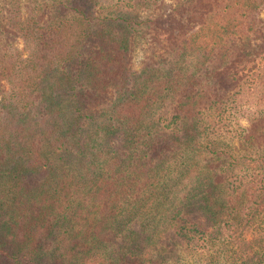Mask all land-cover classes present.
<instances>
[{"label": "trees", "instance_id": "trees-1", "mask_svg": "<svg viewBox=\"0 0 264 264\" xmlns=\"http://www.w3.org/2000/svg\"><path fill=\"white\" fill-rule=\"evenodd\" d=\"M170 1L0 11V264H264V0ZM122 10L165 57L134 69Z\"/></svg>", "mask_w": 264, "mask_h": 264}, {"label": "rangeland", "instance_id": "rangeland-1", "mask_svg": "<svg viewBox=\"0 0 264 264\" xmlns=\"http://www.w3.org/2000/svg\"><path fill=\"white\" fill-rule=\"evenodd\" d=\"M13 0H0V11L3 16H6L7 10L9 11L10 3ZM61 1V0H60ZM167 5L171 4L170 0H166ZM112 11L110 8L97 7L92 11V17L97 18L98 20H103L105 17L109 16V13ZM72 13V12H70ZM150 12L146 11H137V10H122L121 13L117 14V16H124L127 19H130L132 22H135V29L137 33L134 35V39H136L135 45L133 47L132 55V63L134 69L140 71L146 64L152 65L153 63L159 61L160 59H154L155 57L166 56L162 51L161 46L158 44V39L156 38L157 33H155L154 29L149 28V24H145L148 22L147 17H149ZM9 15V13H8ZM116 18V16H114ZM260 17L264 20V10L260 13ZM97 20L95 19L94 22ZM155 39V40H154ZM262 40V39H261ZM258 39V42L261 41ZM242 42H237L235 45L237 47L241 46ZM16 47L23 49V41L18 39L15 43ZM98 46L97 37L92 35L89 42L86 44L84 55L89 56L94 50L95 47ZM97 48V47H96ZM241 48V47H239ZM163 57V58H164ZM240 125L244 128L248 127V120L245 118L240 119ZM170 131L164 132L160 134V138H166ZM113 146L119 148L120 140L118 138L112 141ZM237 149L239 151V142L236 141ZM42 179V176L33 177L30 181L38 182ZM107 239L115 246L121 244V240L115 239L113 236L108 235ZM217 241L212 242L211 244H203V247L197 250H190L189 248L182 246H173V257L172 260L175 262L178 258L181 260L183 264H210L215 260L216 252L219 248V243ZM176 263V262H175ZM48 264H54L49 262ZM178 264V263H177Z\"/></svg>", "mask_w": 264, "mask_h": 264}]
</instances>
